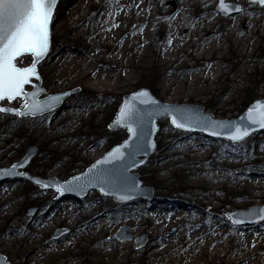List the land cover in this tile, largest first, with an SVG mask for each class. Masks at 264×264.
Wrapping results in <instances>:
<instances>
[{
	"label": "rangeland",
	"instance_id": "1",
	"mask_svg": "<svg viewBox=\"0 0 264 264\" xmlns=\"http://www.w3.org/2000/svg\"><path fill=\"white\" fill-rule=\"evenodd\" d=\"M61 1L60 14L53 18L58 17V21L51 29V50L38 65L45 89L40 98L78 91L65 100L63 107L36 117L0 112V168H10L24 158L27 148L35 146L38 150L35 157L18 171L42 178L56 177L60 181L84 173L127 137L126 129H110V125L124 95L142 87L148 88L161 102L203 105L220 120L237 118L252 102L264 99V6L258 3L225 0L242 8L239 14L225 16L217 9L219 0H177V5H183V20L179 23L168 15L160 16L169 12V8L163 7L167 0H84L79 6L76 0ZM204 14L212 22L207 28L199 20ZM77 24L83 25L79 31H86L99 44L90 52L89 59L99 56L101 60L94 64L105 67L108 86L85 83L76 77L79 68L62 72L66 55L56 64H48L63 50L62 37L75 34ZM156 24L172 29L163 31ZM129 26L135 30L130 38L143 39L144 44L134 50L131 46H121L111 53L116 39L131 30ZM186 27H191L188 33ZM208 29L214 31L216 38L208 39ZM22 57V67L31 64L30 54ZM115 64L132 67L116 74ZM167 67L169 72L165 74L162 68ZM127 73L130 77H125ZM30 88L32 91L33 86ZM250 96L255 99L245 105ZM3 101L2 107L20 110L25 104L20 97L12 102ZM158 124L157 151L136 171L143 186L154 187L153 199L121 203L98 190L78 198L72 193L60 196L54 188L42 189L18 178L0 183V240L3 233L6 236V244L0 243V254L10 264H35V260L26 259L28 246L43 242L49 244L46 247L50 250L43 264H124V259L120 260L114 252L125 247L137 253L134 264L171 260L185 264L178 252L188 249L192 251L190 260L194 258L195 264H201L198 257L204 251L208 255L213 244H205L203 240L195 244L188 235L192 229H202L213 232L215 239L220 240L222 253H226L228 245L250 246L262 259L256 264H264V221L236 225L228 217L230 212L264 205V189L256 191L254 194L258 196L253 197L247 185L227 184L212 174L222 170L233 176L239 170L236 162L242 159L247 163L248 173L264 177V132H254L245 140L233 143L176 129L168 117L159 119ZM62 134L65 138L59 140L57 137ZM213 155L219 167L207 165ZM164 157L169 159L165 161ZM9 174L1 171L0 180ZM160 198L190 201L197 206L182 220L184 236L171 244L160 239L154 247L152 236L145 231L149 226L146 220L151 205ZM58 201L61 205L48 214ZM136 201H140L139 210L132 206ZM174 209L172 204L156 207L154 219L161 224V234L170 232L163 225L169 222ZM90 222L96 224L88 232L76 231ZM134 222L138 226H132ZM247 225L248 235L237 231ZM125 226L129 228L125 234L132 237L126 241L113 238ZM60 229L70 231L59 239L53 238ZM230 235L233 238L228 243ZM236 236L240 242H235ZM144 237L146 241L140 245L139 240ZM222 253L213 264H224L228 254L222 256Z\"/></svg>",
	"mask_w": 264,
	"mask_h": 264
},
{
	"label": "water",
	"instance_id": "2",
	"mask_svg": "<svg viewBox=\"0 0 264 264\" xmlns=\"http://www.w3.org/2000/svg\"><path fill=\"white\" fill-rule=\"evenodd\" d=\"M249 1L251 3H257L254 2V0H249ZM58 2L59 0H56V5L53 9L52 18L49 25V29H50L49 49L47 51V54L39 61V63L47 58L51 50V29L58 21L57 17L56 19H53ZM259 5L264 6V4H259ZM235 8L242 9L240 5H236L234 3H226L224 0V8L222 10L221 0L218 1L217 9L219 13L222 15L232 16L235 14H239L242 11V10L236 11L234 10ZM23 55L24 54H22V56ZM37 72H38V68H37ZM33 80H37V79L35 77H32L31 83L25 85V88L30 85L33 86V90L26 91L24 88V91L31 93L38 89H42V91H38V94L35 97L37 101L43 102L48 97L60 96V100L56 102V105L52 110L58 107H62L64 105L65 100L71 94L78 91V89H74L58 94H51L45 98H40V96L45 93V89L42 87V79L40 77V79L37 80V83H34ZM142 92H146L147 94L141 95L140 93ZM20 98H23L25 100V103L31 101V98L28 99L24 97H20ZM4 100L7 99L5 98ZM14 100H9V101L12 102ZM1 101L3 100H0V102ZM126 102L129 105L134 106V108L138 110L137 118L134 122H132V127L137 129V135L132 136L131 139H130V133L127 131V127L124 126L123 124L116 123V121L119 118L120 108ZM257 102L264 103V99H259L252 102L248 106V108L237 118L220 120V119H215L212 113H208V111L205 109L203 105H195L189 103L171 104V103L161 102L148 88L142 87L136 90L135 92L124 95L123 101L116 112L115 119L111 123L110 129H116V128L126 129L127 137L120 144L112 146L111 149L107 151L101 158L93 162L84 173L76 174L71 178H69V180L67 181H60L56 177L42 178L31 175L29 173H23L22 171H18L19 169L26 168L28 164L31 162V160L35 157L38 151L35 146H31L27 148V152L24 158L19 162L13 163V165L17 166L14 170L12 168L13 166L12 165L10 168H0V172L5 171L6 173H10L8 176L5 177L18 178L21 180L30 181L42 189L54 188L55 190L57 186H61L69 181H72L73 177H81L79 181H73L74 191L73 190L62 191L60 192V196H64L68 193H72L78 198H80L83 196H87L92 190H98L101 195L106 197H112L115 201L121 203L131 202L134 201L135 199H145V200L153 199L154 187L151 185L143 186V182L140 180V175L136 171L140 166L145 165L148 159L152 157L157 151V135L160 129V126L158 124L159 119L168 117L170 123L172 124L171 122L172 115L168 114L166 108L168 110H171L172 114L186 113L191 117V121L188 122L187 127L185 128H177L175 127V125L172 124V126L176 129H181L184 131H190L195 133H202L210 138L217 140H226L233 143H239L245 140L246 138H248L254 132H258V133L264 132V128H261L258 124H252L251 121H249L247 118L248 110L250 108L256 107ZM0 108H9V107H2L0 105ZM11 109H17V108H11ZM47 112L49 111H46L44 113ZM5 113L16 114L14 112H5ZM44 113H38L33 117L42 115ZM28 116H32V115H28ZM209 121L217 122V125L214 129L211 127L204 126ZM235 126H240L242 129L246 128L248 130V135L244 137L242 140L234 142L230 140L228 137L231 134V132L235 130ZM212 131L218 132L219 135H212L211 134ZM125 141H128L127 146L121 147L122 145L125 144ZM116 148H120L123 155L119 156L116 159H112L108 156V154L112 152L113 149ZM98 161L101 163H97ZM141 161H143V163H141ZM94 165L96 166L95 168H93ZM90 169L91 171H89ZM5 177L2 180H4ZM37 180L44 182L48 186L42 187L41 185L36 183ZM101 188H103L104 190L103 192L101 191ZM121 195H127L130 196L131 198L127 200H121L119 199V196ZM262 210H264V205L262 206L253 205L248 209H239L237 211L230 212L228 214V217L232 222L239 221V223H234L236 225L259 223L264 221V219H261V216H264V211ZM128 229L129 228L126 226L122 227L116 234L113 235V238L117 239L118 241H126L130 239L132 235L125 234V232ZM69 231H70L69 229L57 230L53 234V238L59 239ZM145 241H146L145 237L139 240L140 245H143ZM0 264H10V263L7 262L5 256L0 254Z\"/></svg>",
	"mask_w": 264,
	"mask_h": 264
},
{
	"label": "bare ground",
	"instance_id": "3",
	"mask_svg": "<svg viewBox=\"0 0 264 264\" xmlns=\"http://www.w3.org/2000/svg\"><path fill=\"white\" fill-rule=\"evenodd\" d=\"M78 3V6L81 5L83 3L84 0H76ZM177 0H167L163 3V7H167L169 8V12H162V14H160V16H166L168 15L169 17L175 18L179 23L183 20V5H177L176 3ZM62 5L63 2L61 0H59L57 6H56V10H55V14L59 15L60 14V10L62 9ZM206 14V13H205ZM203 15L200 17V21L203 22V25L207 27L212 25L211 21H208V15ZM157 16H152V18H156ZM58 18V17H57ZM152 18H151V23H152ZM139 22H143V20L141 18L137 19ZM85 23V22H84ZM78 27H76L75 29V34L74 33H68L67 35H65L64 37H62V42H63V50L58 53L57 55H59L57 57L54 56L48 64H52L53 62H55L54 64L57 63V60H61L62 56L66 55V59L65 62L63 64V67L61 68L62 72H66L68 69H72L75 67V69L79 68V70L76 73V77L79 79H82L85 83L87 84H93L95 83L96 85H102V86H108L109 85V78L107 77V72L103 69H105V67L101 64H97L95 65L94 63L99 59V56H93V60L89 59V54L91 51L94 50V48H96L97 46H99V44L97 43V45L92 41L93 38L89 37V34L85 31H79V29H81V27L83 26L82 24H77ZM161 27V30L165 31V30H171L172 26H167L165 24H156L155 27ZM197 26V25H196ZM195 26V27H196ZM131 28L126 30L124 34H122L119 38L116 39L115 44L113 46L114 49L111 53H114L117 48L121 47V46H131L130 48H132L134 50V48L141 46L144 44L145 40L140 39V40H135L133 38H130V34L131 31L134 32L135 30H133V28L131 26H129ZM177 27V25H176ZM247 29H249V26H246ZM191 29V27H186L185 28V32H189ZM209 30V34H208V39L211 38H216V36L214 35V31L212 29H208ZM81 33V34H80ZM207 40L203 41V44L208 42ZM76 43H78V45H76ZM48 57V56H47ZM23 59V57H22ZM21 58H19L17 60V66L22 67L21 65H24L23 61ZM30 62V60L28 61V63ZM47 64V65H48ZM39 65V64H38ZM29 66V65H28ZM27 67V66H24ZM131 65H123V66H119L117 64H115V69H116V74H119L121 71L123 70H128V68H131ZM38 68V66H37ZM169 68H162V72H164L165 74H167L169 71ZM130 77V74L127 73V75L125 77ZM164 80H166V76H163ZM34 82V81H33ZM31 87V86H30ZM25 88L26 91H29L31 88ZM4 104V101L0 102V105ZM64 106V105H63ZM62 106V107H63ZM43 115V114H42ZM206 136V135H205ZM208 137V136H207ZM59 140H62L63 138H65V135H59V137H57ZM210 138V137H209ZM213 139V138H211ZM217 140V139H216ZM165 161H167L169 159V157H164ZM236 164L238 165V172L235 173V175L231 176L228 173H222V170L216 171V172H212L213 174V178H215L218 181H225L227 182V184H233V183H241L243 185H247L249 190H250V194L253 197H256L258 195L254 194L256 193V191L259 190H263L264 189V177H260L258 175H254L257 173H248L245 168L247 163H243L242 159H239L238 162H236ZM207 165L209 167H219L220 165H218V161L217 158L213 155L208 161H207ZM11 177H5L4 180L0 181V183L8 180ZM249 194V195H250ZM140 201H136L134 203H132L133 208H135V210H139V203ZM237 201H233V203H236ZM62 202L58 201L55 202L50 208L49 211L47 212L48 214H51L52 211H55L58 206L61 205ZM159 204H172L174 206V212L171 213V215L168 217L169 218V222L163 225L164 229L169 230L170 232L168 234H161L160 233V228H161V224L157 223L159 220H155L154 219V213H155V209ZM152 210L148 216V219L146 220V223H149V226L145 229L146 233H148L151 237V240L154 242V244L152 246L157 247V241L158 240H162L164 243L167 244H171L173 240H175L176 238H179L181 236H184L185 233V229L183 228L184 223L182 222V220L184 218H186L187 214L189 213L190 210L196 208V204L194 205L192 202H188V201H172L168 198H160L157 200L156 203H153L152 205ZM216 215V214H215ZM105 216V215H104ZM103 216V217H104ZM191 222V221H190ZM33 224V220H31L30 222V226ZM96 224V222H90L89 224H87L86 226L83 227H78L76 228L77 232H88L89 229H91L92 227H94ZM132 226H138V223L134 222ZM193 227V225H191L189 227V229H191ZM249 225H247L246 227H240L239 229H237V231L241 234L244 235H248L249 232ZM236 234V231L235 233ZM195 244H199L202 243L201 240H203L205 242V244H209L212 243L213 244V248L211 251H209L208 255L206 254V251H204L202 253V255H200L198 257V260L200 261L201 264H213L215 258L221 256V253L223 251V249L220 247V243H218V239H215L213 232H208V231H204L202 229H192V231H190L189 235H188ZM233 235H230L227 242L230 243L232 241ZM6 236L3 233V236L0 240V243L6 244L5 242ZM250 240V238L248 239ZM235 242H240L239 237L236 236ZM46 245H49L48 243H43V242H39L37 244H33L32 246H28V253H27V260L29 261H33L35 260V264H43L46 255L50 254V250L46 247ZM264 245V244H263ZM192 251L188 250V249H184V250H180L178 252V257L182 258L183 260H185V264H195L196 259H192L190 260L192 257H189L191 255ZM226 253L228 254V257L226 259H224V264H256L258 261H261L262 259H260V257L258 256L256 251H252L250 246H243V247H239V248H234L231 245H228V249L226 251ZM226 253H222V256H225ZM136 254L135 252H133L131 249H129L128 247H125V249H123L122 251H118V252H114V255L117 256L120 260L124 259V264H134L136 261ZM7 259V258H6ZM8 261V259H7ZM143 264H146V262H144ZM155 264H181L180 262L171 260L170 262H162L159 261L158 263ZM199 264V263H197Z\"/></svg>",
	"mask_w": 264,
	"mask_h": 264
},
{
	"label": "snow or ice",
	"instance_id": "4",
	"mask_svg": "<svg viewBox=\"0 0 264 264\" xmlns=\"http://www.w3.org/2000/svg\"><path fill=\"white\" fill-rule=\"evenodd\" d=\"M254 2L264 4V0H254ZM55 5L56 0H0V100L5 98L14 100L17 97L31 98L30 102L24 104L23 110L0 108V112H14L21 117L35 116L38 113L52 110L56 102L60 100V96H51L40 102L35 97L38 91H42V89L31 93L24 91L25 85L31 83L32 77L37 80L40 79L37 72V64L47 54L49 49V25ZM223 8L224 0H221V9L223 10ZM234 10L241 11L242 9L235 8ZM25 53L31 54L32 62L27 67H18L16 61ZM140 94L146 95L147 93L142 92ZM137 111L134 106L126 102L120 108L119 118L116 121L117 124H123L127 127L130 139L132 136L137 135V129L132 127V122L137 118ZM166 111L169 115H172L171 122L177 128H185L188 122L191 121V117L186 113L172 114L171 110L167 108ZM247 118L252 124H258L261 128H264V103L257 102L256 107L250 108ZM216 125L217 122L209 121L204 126L214 129ZM211 134L219 135L216 131H212ZM247 135L248 130L246 128L242 129L240 126H235V130L231 132L228 138L235 142L242 140ZM127 144L128 141H125V144L121 147H125ZM122 155L120 148L113 149L108 154L112 159ZM97 163L101 162L98 161ZM16 167V165H13V170ZM95 167L94 165L93 168ZM80 179L81 177H73L72 181L57 186L56 191H72L73 181H79ZM36 183L42 187L48 186L40 180H37ZM101 191H104L103 188H101ZM130 198L127 195L119 196L121 200ZM261 219H264V216H261ZM233 223H239V221H233Z\"/></svg>",
	"mask_w": 264,
	"mask_h": 264
},
{
	"label": "trees",
	"instance_id": "5",
	"mask_svg": "<svg viewBox=\"0 0 264 264\" xmlns=\"http://www.w3.org/2000/svg\"><path fill=\"white\" fill-rule=\"evenodd\" d=\"M246 93H247V96H248V95H249V90H247ZM251 97H252V96L249 97V99H248V101H247V103H246L245 105H248V104H249V101L255 99V97H254V98H251ZM206 110H207V111H210L211 109H210V108H206Z\"/></svg>",
	"mask_w": 264,
	"mask_h": 264
}]
</instances>
